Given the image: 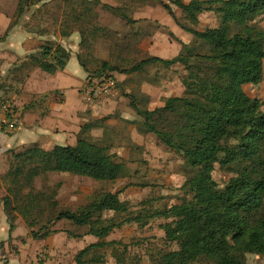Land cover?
<instances>
[{"label":"trees","instance_id":"16d2710c","mask_svg":"<svg viewBox=\"0 0 264 264\" xmlns=\"http://www.w3.org/2000/svg\"><path fill=\"white\" fill-rule=\"evenodd\" d=\"M166 1H161L162 8L180 29L193 37L192 45L181 43L175 57H149L128 72H139L153 64L166 69L179 66L186 72L180 80L190 95L169 98L162 107L151 111L135 110L143 117L145 132L155 135L167 149L185 159L190 170L182 185L185 197L161 211L136 212L119 223L100 216L103 212L128 213V204L120 201L116 193L94 198L79 213L58 212L49 224L67 220L76 227H88L86 235L96 239L76 253L74 264H104V255L99 251L106 248H111L116 264H123L116 246L123 245V252L127 246L106 238L124 224L144 227L154 219L168 221L162 227L165 241L177 246L176 250L160 256V264H199L200 261L244 264L233 254L264 257V218L258 217L264 195V112L261 110L264 100L252 99L244 91L245 85L257 86L263 79L264 31L255 21L264 16V0ZM34 4V0H19L16 20ZM171 6L180 10L193 26L198 24L201 14L212 12L218 17L219 26L205 31L187 28L178 22ZM122 17L129 24L136 22L124 14ZM17 22H11L8 31ZM169 36L174 38L170 32ZM69 58L70 51L61 46L46 49L40 45L23 65L37 66L45 73L54 74L65 68ZM77 59L89 73L78 54ZM102 70L116 71L108 63L102 64ZM101 78L114 79L109 74H100L87 75L85 81ZM155 117L167 122L171 130H160L154 124ZM170 117L174 120L170 121ZM95 127L93 121L84 124L74 146L55 145L43 150L33 145L9 151V168L2 178L12 187L7 188L1 200L9 222L13 224L16 214L20 216L35 240H44L54 233L47 230V224L34 231L32 227L37 221L30 220L28 215V210L38 209L39 201L44 198L41 192H35L33 185L41 176L69 174L95 182H115L125 176V163L107 147L86 137ZM215 164L233 172L218 193L211 190ZM25 189L27 192L23 194ZM65 232L76 237L70 231Z\"/></svg>","mask_w":264,"mask_h":264},{"label":"rangeland","instance_id":"374dc122","mask_svg":"<svg viewBox=\"0 0 264 264\" xmlns=\"http://www.w3.org/2000/svg\"><path fill=\"white\" fill-rule=\"evenodd\" d=\"M18 1L0 0V13L7 15L8 25L10 21H18L16 28L31 35L34 46L42 45L46 49L61 46L66 51L77 53L88 69L87 75L109 74L117 82V90H121L116 98L97 104L99 107L104 103L109 105L106 108L108 113L92 120L96 127L86 137L107 147L110 153L122 160L127 167L125 176L115 182H95L69 174H51L37 178L33 184L35 192H41L44 198L39 201L38 209L28 210L29 219L37 221L32 229L38 231L47 224V230L54 233L44 241L34 242L32 263L74 264L76 253L96 239L86 235L88 227L79 228L67 220L49 224L58 212L79 213L94 198L116 193L120 201L128 204V213L103 212L100 216L106 221L112 218L114 223H119L130 215H136V212L147 209L161 211L184 199L182 185L190 174L185 159L176 151L167 149L155 135L145 132L143 117L135 110L157 109L169 98L190 95L180 80L186 72L179 66L166 69L160 64L146 66L139 72L128 71L149 57H175L181 43L190 44L193 37L180 29L162 8L161 3H167L166 0H34L35 4L28 6L22 17L16 20ZM183 1L188 3L190 0ZM171 8L178 22L187 28L205 31L219 26L218 17L212 12L201 14L198 24L193 26L180 10L174 6ZM122 14L136 22L129 24ZM255 24L264 31V16L257 18ZM169 32L178 41L171 38ZM103 63H108L116 71L102 70ZM244 91L248 97L263 101L264 72L259 85H245ZM2 106L3 103L0 111ZM261 110L264 112V106ZM162 119L155 117L154 124L164 132L170 131V126ZM169 120L173 121L174 117ZM232 176L231 169L215 164L211 190L220 192ZM11 187L2 178L0 195L4 197L7 188ZM26 192L27 189L23 190V194ZM51 201H55L54 205ZM258 217L264 218V195ZM166 222L154 219L144 227L124 224L106 240L127 246L125 252L123 245L116 246L123 256V264H160L162 254L177 249L176 245L165 241L162 227ZM65 231L76 237H68ZM99 253L104 255V264H116L111 248ZM233 255L244 264H264L262 256ZM199 264L206 263L200 261Z\"/></svg>","mask_w":264,"mask_h":264},{"label":"crops","instance_id":"0c3cea01","mask_svg":"<svg viewBox=\"0 0 264 264\" xmlns=\"http://www.w3.org/2000/svg\"><path fill=\"white\" fill-rule=\"evenodd\" d=\"M9 25L7 15L0 13V109L4 102L12 104L20 114V121L9 131L3 126L5 117L0 111V181L9 168V151L33 145L43 150L55 145L74 146L81 127L101 118L100 114L109 106L88 105L80 100L78 93L87 73L75 52H70L65 68L54 74L45 73L37 66L23 65L39 47L20 28L15 26L8 31ZM118 91L121 93L117 90L107 102L116 98ZM2 198L0 195V264H34V242L44 241L51 235L44 240L33 239L17 214L13 224L9 222Z\"/></svg>","mask_w":264,"mask_h":264},{"label":"built area","instance_id":"2783aa9c","mask_svg":"<svg viewBox=\"0 0 264 264\" xmlns=\"http://www.w3.org/2000/svg\"><path fill=\"white\" fill-rule=\"evenodd\" d=\"M117 92V82L114 79H90L85 81L80 90V99L88 105H97L111 98ZM2 113L5 117L4 125L13 131L20 121V114L10 103H4Z\"/></svg>","mask_w":264,"mask_h":264}]
</instances>
